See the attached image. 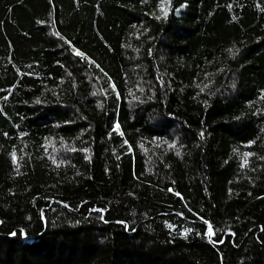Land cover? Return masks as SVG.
<instances>
[{"label": "trees", "instance_id": "obj_1", "mask_svg": "<svg viewBox=\"0 0 264 264\" xmlns=\"http://www.w3.org/2000/svg\"><path fill=\"white\" fill-rule=\"evenodd\" d=\"M0 264H264V0H0Z\"/></svg>", "mask_w": 264, "mask_h": 264}, {"label": "snow or ice", "instance_id": "obj_2", "mask_svg": "<svg viewBox=\"0 0 264 264\" xmlns=\"http://www.w3.org/2000/svg\"><path fill=\"white\" fill-rule=\"evenodd\" d=\"M76 54H77V55H82V54L79 53L78 51H77ZM116 130H119V126H118V125H117ZM249 155H251V154H249ZM14 158H15V154H14ZM245 162H246V161H245ZM206 223H207V222H206ZM12 235H16V233H12ZM208 235H209V238H211L212 235H214V233H213V231H212V227H211V225L208 226Z\"/></svg>", "mask_w": 264, "mask_h": 264}]
</instances>
